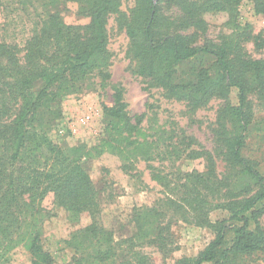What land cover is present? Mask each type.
Here are the masks:
<instances>
[{"label": "trees", "instance_id": "obj_1", "mask_svg": "<svg viewBox=\"0 0 264 264\" xmlns=\"http://www.w3.org/2000/svg\"><path fill=\"white\" fill-rule=\"evenodd\" d=\"M77 1L80 13L90 17L88 24L67 23L58 10L61 0H42L43 12L24 45L0 42V263L21 245L31 254L32 264H52L41 241L46 217L42 200L50 192L57 207L72 216L88 213L92 218L69 244L75 241L77 248L91 244L89 259L95 264H106L117 255L112 232L99 225L100 194L79 149H63L39 123V114L51 102L109 67L108 22L117 13L129 39L134 71L150 86L194 110L213 98L223 99L215 130V152L226 162L223 178L211 176L215 172L210 153L207 172H189L175 186L166 184L175 197L162 199L174 208L175 221L209 229L213 236L196 255L182 256L172 264H245L250 258L264 264L260 221L264 170L245 152L250 133L259 125L253 122L251 94L264 109V60L252 58L243 45L251 38L249 25L242 26L236 12L245 0H136L129 13L121 11V0ZM250 1L257 14H264V0ZM5 2L18 4L25 14H31L35 5L34 0H0ZM208 11L228 12L233 23L234 31L219 44L202 40L207 25L203 14ZM256 46L263 47L264 40ZM126 107L117 93L114 106L108 108L113 129L126 134L119 141L135 145L146 160L154 159L148 151L153 142L135 138L145 115L130 116ZM215 188L224 193L216 194ZM217 208L228 210L230 216L212 221L210 213ZM133 212L137 230L123 242H130L135 258L125 264H147V256L133 247L140 240L158 244L168 255L174 249V235L171 222L164 223L163 205L135 206Z\"/></svg>", "mask_w": 264, "mask_h": 264}, {"label": "rangeland", "instance_id": "obj_2", "mask_svg": "<svg viewBox=\"0 0 264 264\" xmlns=\"http://www.w3.org/2000/svg\"><path fill=\"white\" fill-rule=\"evenodd\" d=\"M121 1L120 9L126 13L136 3V0ZM42 3V0H34L31 14L22 12L16 3H0V42L6 40L24 45L37 15L43 12ZM80 6L77 0H61L58 10L69 24H88L90 17L80 13ZM50 9L55 11L54 7ZM119 15L111 14L108 22L109 67L104 72L95 71L61 94L49 104V109L39 114V123L52 141L63 149H79L78 154L100 194L99 225L111 231L113 236L117 255L106 264H125L126 260L135 258L129 249L130 242H123L137 230L133 209L135 206L151 208L155 204L165 208L164 223L171 222L174 249L165 255L158 244L145 240L136 241L133 247L147 256V264H172L182 256L196 255L213 236L209 229L175 221L172 217L174 208L162 199L167 195L175 197L166 184L175 186L185 180L184 175L189 172H207L211 166L210 153L214 159L211 169L215 172L211 176L223 178L226 162L222 154L215 152V130L223 99L213 98L207 105L194 110L187 102L169 99L161 88L150 86L134 71V62L128 54L129 39L119 24ZM203 18L207 23L203 41L219 44L234 31L228 12L208 11ZM236 18L242 26L249 25L247 31L251 38L243 43L245 50L252 58L264 60V46H256V42L264 40V14H257L253 2L245 0L239 5ZM117 93L126 102L130 116L145 115L142 130L135 138L153 142L148 151L154 159L146 160L135 145L119 141L126 134L121 136L113 129L108 113V108L115 104ZM230 96L233 103L237 102L235 88ZM249 101L253 107V122L259 125L250 133L245 152L264 170V109L255 94L250 95ZM214 192L224 193L217 188ZM42 206L46 217L42 223L41 241L44 250L51 254L52 264H95L89 259L93 252L91 244L86 243L85 248H77L75 241L74 245L69 244L73 234L93 222L91 216L88 213L72 216L54 204L51 192L43 198ZM229 216V211L223 208L210 213L212 221ZM260 221L264 226V216ZM0 264H32V256L20 245L7 262ZM245 264H262V261L250 258Z\"/></svg>", "mask_w": 264, "mask_h": 264}]
</instances>
